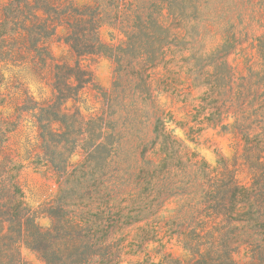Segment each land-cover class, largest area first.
I'll return each instance as SVG.
<instances>
[{
  "label": "rangeland",
  "instance_id": "1",
  "mask_svg": "<svg viewBox=\"0 0 264 264\" xmlns=\"http://www.w3.org/2000/svg\"><path fill=\"white\" fill-rule=\"evenodd\" d=\"M74 2L98 3L105 19H121L123 31L147 28L149 38L143 41L159 55L158 65L141 59L132 66L105 57L86 60L102 90L85 88L79 104L85 122L98 120L95 132L104 134V145L98 156L87 155L97 135L92 134L93 140L72 155L66 176L36 160L42 153L40 141L33 119L23 114L6 147L22 166L24 201L47 227L45 205L66 196L65 184L89 182L83 194L93 202L91 211L118 216L125 245L140 255L129 257L131 261L142 259L144 251L157 262L154 251L159 246L183 257L177 235L188 228L195 210L203 208L196 205L203 196L199 168L216 176L223 165H230L241 183L255 186L241 154L248 146L264 155V0ZM148 19L155 26H147ZM100 36L108 44L126 40L123 32L107 25ZM53 52L60 56L65 49L55 45ZM28 90L38 96L33 85ZM44 95L49 91L44 89ZM107 152L111 155L105 168ZM22 255L31 264H44L27 249ZM238 258L245 262V251Z\"/></svg>",
  "mask_w": 264,
  "mask_h": 264
},
{
  "label": "trees",
  "instance_id": "2",
  "mask_svg": "<svg viewBox=\"0 0 264 264\" xmlns=\"http://www.w3.org/2000/svg\"><path fill=\"white\" fill-rule=\"evenodd\" d=\"M105 18L98 3H0V107L13 109L11 113L0 110V264H31L22 249L35 253L44 264H264V155L259 148L246 146L241 154L254 187L241 183L230 165H223L216 176L204 167L198 169L204 181L198 185L203 196L196 205L203 208L195 210L188 228L177 235L183 257L159 246L154 251L157 262L144 251L142 259L131 261L129 257L140 255L125 245L118 216L91 211L93 202L83 194L89 182L65 184L66 196L45 205L47 227L38 223L39 212L25 203L19 182L22 166L6 147L23 114L33 119L40 141L42 153L36 160L66 176L72 155L93 140L92 134L97 135L87 155L98 156L104 145V134L99 129L95 132L98 120L85 122L79 104L85 88L102 90L86 60L105 57L132 66L141 59L151 67L158 65L159 55L143 41L149 38L147 28L130 33L120 29L121 19ZM103 25L123 32L126 40L117 45L104 42ZM147 26L155 23L148 19ZM55 45L64 47L65 53L55 56ZM5 73L14 76L12 81ZM30 85L36 87L37 97L28 90ZM85 133L90 140L83 137ZM110 155L104 156L105 168ZM242 251L247 255L245 262L238 258Z\"/></svg>",
  "mask_w": 264,
  "mask_h": 264
}]
</instances>
